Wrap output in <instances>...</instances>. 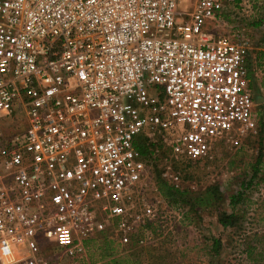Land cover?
Returning a JSON list of instances; mask_svg holds the SVG:
<instances>
[{"label": "built area", "instance_id": "built-area-1", "mask_svg": "<svg viewBox=\"0 0 264 264\" xmlns=\"http://www.w3.org/2000/svg\"><path fill=\"white\" fill-rule=\"evenodd\" d=\"M239 1L0 0V264H92L159 218L149 155L256 128L249 47L207 29Z\"/></svg>", "mask_w": 264, "mask_h": 264}, {"label": "rangeland", "instance_id": "rangeland-1", "mask_svg": "<svg viewBox=\"0 0 264 264\" xmlns=\"http://www.w3.org/2000/svg\"><path fill=\"white\" fill-rule=\"evenodd\" d=\"M193 4L194 0H181L179 9L190 12ZM207 29L214 34L239 36L249 47L248 67L256 128L245 135L234 131L226 133L214 143L208 158L199 161L178 162L163 145L149 155L152 164L146 197L156 205L159 218L147 227L138 228L128 243L116 242L117 255L130 253L131 245L140 237L146 242L138 244L137 248L154 247L152 256L143 251V259L150 264H264V261H255L258 249L252 259L245 250L248 243L257 242L255 235L264 243V165L236 205L239 215L236 226L223 228L217 222L219 212H231V196L241 191L243 182L247 184L251 180L260 150L264 157V0H251V4L239 1L234 10ZM159 179L187 190V196L193 200L210 186L217 185L219 191L210 205L193 208L192 200L172 205L160 193ZM154 184L155 190L151 188ZM116 222V219H109L103 234L116 239ZM216 240L221 243L217 251L214 248ZM89 245L90 253L94 252L95 243ZM98 258L96 252L89 260L92 264H101V261H93Z\"/></svg>", "mask_w": 264, "mask_h": 264}, {"label": "trees", "instance_id": "trees-1", "mask_svg": "<svg viewBox=\"0 0 264 264\" xmlns=\"http://www.w3.org/2000/svg\"><path fill=\"white\" fill-rule=\"evenodd\" d=\"M239 1V0H238ZM138 149L140 153L143 155L148 156L150 154V150L146 145H139ZM263 154L262 150H260L259 156L257 158L256 163L253 165V175L251 177V180L246 184L243 182L241 184V191H238L237 194L232 195L230 198V203L232 204L231 212L222 211L218 213V219L217 222L223 227V228H230L234 227L237 224V221L239 220V215L237 213L236 205L241 201V198L244 194L245 188L249 187L254 179L257 176L258 171L261 169V166L264 165L263 163ZM158 188L160 193L164 198H166L169 203L172 205H178L180 202H191V206L193 208L195 207H203L206 204L210 205L212 202V199L217 196L219 188L217 185L210 186L207 191L204 192L203 195L198 196L196 199H192L191 197H188V191L187 190H181L177 186L170 185L166 180L159 179L158 181ZM247 186V187H246ZM105 233V232H104ZM103 234V233H101ZM100 235V234H99ZM98 235V236H99ZM94 240H91L90 243H95V251L90 253L89 256L92 258L94 254L98 255V260L93 261H101V264H150V262H146L143 259V251L148 252L152 256V248L154 247H139L137 239L135 240L134 244L131 245V249H133L130 253H127L126 255H117L116 251V241L107 235L103 234L102 237H98ZM260 238H257V235L254 236L255 242H259V244L256 242L254 245H251L250 243L247 244V248L245 249L248 257L250 259L254 258L253 253L255 250H259L257 253V258L255 257V261L261 262L264 261V243H262V240H259ZM221 246L220 241H215V251L218 250V247Z\"/></svg>", "mask_w": 264, "mask_h": 264}, {"label": "crops", "instance_id": "crops-1", "mask_svg": "<svg viewBox=\"0 0 264 264\" xmlns=\"http://www.w3.org/2000/svg\"><path fill=\"white\" fill-rule=\"evenodd\" d=\"M250 55H249V53H248V57H249ZM248 60V62H249V60H250V57L247 59ZM251 90H252V87H251ZM252 92H253V90H252Z\"/></svg>", "mask_w": 264, "mask_h": 264}]
</instances>
